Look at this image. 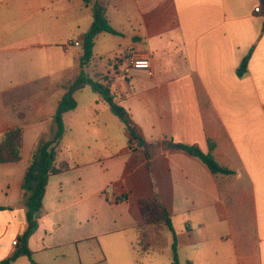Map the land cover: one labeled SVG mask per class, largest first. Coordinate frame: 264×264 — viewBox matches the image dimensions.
<instances>
[{"label":"crops","instance_id":"crops-1","mask_svg":"<svg viewBox=\"0 0 264 264\" xmlns=\"http://www.w3.org/2000/svg\"><path fill=\"white\" fill-rule=\"evenodd\" d=\"M96 1L0 0V135L22 129L20 160L0 163V264L24 246L36 264H264L260 0H106L116 34L97 38L84 71L104 67L90 77L109 84L148 148L98 93L77 91L59 156L71 168L49 177L24 241L28 163L82 71V46L64 63L56 47L83 44ZM133 58L149 59L151 73H125ZM7 108L23 112L9 122ZM183 147L211 153L229 173L215 175ZM153 185L176 240L166 225L144 223L139 203L154 197Z\"/></svg>","mask_w":264,"mask_h":264},{"label":"trees","instance_id":"trees-1","mask_svg":"<svg viewBox=\"0 0 264 264\" xmlns=\"http://www.w3.org/2000/svg\"><path fill=\"white\" fill-rule=\"evenodd\" d=\"M260 6L259 12L261 11L264 14V0H260ZM102 33L116 34L107 18L106 0H97L92 6V23L89 29L85 32L83 38L82 56L80 58V66L82 71L80 72L77 79L67 86V91L57 107L56 113L53 117L54 133L52 138L48 141H40L37 144L26 169L22 184V201L24 207L26 208L28 229L24 235V241L28 239V237L37 227L35 216L42 207V200L49 177L71 168V164L60 161L59 156L61 152V142L66 133L64 115L76 109L77 101L75 99V93L77 91L88 86L94 92L98 93L103 101L107 104L112 114L116 116L128 130L131 140L134 139L137 141L138 145L145 150L148 148V145H146L139 137L136 128L133 125L126 110L115 103V96L111 92L109 84H104L101 82L100 76L92 78L84 71V69L91 65L96 40ZM169 146L177 145L169 144ZM183 148L193 152L195 155L201 158L215 175L229 173L228 170L219 165L211 153L205 155L194 148ZM21 149V127H16L0 135V163L15 162L20 160ZM153 190L154 197L152 199L143 200L139 203L144 223L147 225H166L172 231L174 240H176L171 217L162 201L158 197L154 185ZM142 241L144 243L143 250H148L149 238L145 232H143ZM173 250L175 255V244L173 245ZM22 256L28 257L32 264H36L32 260L31 252L25 246L21 248L12 258L4 262V264H11L17 258Z\"/></svg>","mask_w":264,"mask_h":264},{"label":"rangeland","instance_id":"rangeland-1","mask_svg":"<svg viewBox=\"0 0 264 264\" xmlns=\"http://www.w3.org/2000/svg\"><path fill=\"white\" fill-rule=\"evenodd\" d=\"M73 34H75V35H73ZM76 35H77V32H75V31H73L71 29L70 30L69 29H65V31H64V37H66V38H70V37L76 36ZM56 51H57L56 52L57 58L62 59V62L64 63L67 60L68 57H71L73 55L74 49L71 50L70 54L63 53L61 47H56ZM47 66H48V63H47ZM103 68L104 67H100L99 65L96 68V63H95L92 67L89 68V70H85V71H86V73L88 75L92 76L94 72H96L98 70H103ZM46 70H47V72L49 71L48 67L46 68ZM87 103H88V99L86 97H81L80 98V107H81L80 109H83L84 106H86ZM0 112H1V114L3 113V111H0ZM4 112H5L7 121L12 122L13 120H15V121L17 120L16 119L17 118L16 113L17 112H23V111L22 110L14 111L13 109L7 108V110H5ZM25 112H27V111H25ZM48 132H49V130H48ZM52 133H54V129H53ZM49 137L50 136L45 137V140H48ZM144 255H146V254H144ZM144 257H146V256H144Z\"/></svg>","mask_w":264,"mask_h":264},{"label":"built area","instance_id":"built-area-1","mask_svg":"<svg viewBox=\"0 0 264 264\" xmlns=\"http://www.w3.org/2000/svg\"><path fill=\"white\" fill-rule=\"evenodd\" d=\"M259 8H256L255 11L259 12ZM82 43L79 40L72 39L66 44L62 45V50L65 54H68L73 47H81ZM132 69L136 70H146L150 72L151 64L147 58H133L129 61L128 67L125 70V73L130 72ZM151 73V72H150ZM17 244V241L14 242Z\"/></svg>","mask_w":264,"mask_h":264}]
</instances>
